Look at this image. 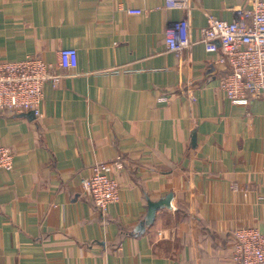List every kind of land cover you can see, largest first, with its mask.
Segmentation results:
<instances>
[{"label":"crops","instance_id":"obj_1","mask_svg":"<svg viewBox=\"0 0 264 264\" xmlns=\"http://www.w3.org/2000/svg\"><path fill=\"white\" fill-rule=\"evenodd\" d=\"M250 3L0 0L1 59L56 65L77 50L40 115L0 111L14 152L0 170V264H230L231 232L264 229V97L230 103L219 42L199 41L207 13L231 20ZM184 19L191 43L176 56L164 30ZM99 162L119 184L104 214L81 186Z\"/></svg>","mask_w":264,"mask_h":264},{"label":"built area","instance_id":"obj_2","mask_svg":"<svg viewBox=\"0 0 264 264\" xmlns=\"http://www.w3.org/2000/svg\"><path fill=\"white\" fill-rule=\"evenodd\" d=\"M191 0H165L168 8H189ZM131 14L141 9L129 8ZM189 23L180 20L170 23L164 30L168 50L180 56L189 40ZM216 40L220 53L216 64L224 66L220 87L230 103L248 105L253 99L264 97V0L236 10L231 20L206 14V24L201 28V42ZM77 50L63 47L54 65L42 57L27 56L10 60L0 58V111L13 113L33 112L40 115L45 83L58 86L63 70L75 66ZM167 95L160 97L166 101ZM14 152L0 144V170L13 168ZM121 167L120 162H115ZM83 191L95 207L104 214L119 197V184L111 173L109 164H95L89 176L81 178ZM230 264H264V229L242 226L232 232Z\"/></svg>","mask_w":264,"mask_h":264},{"label":"water","instance_id":"obj_3","mask_svg":"<svg viewBox=\"0 0 264 264\" xmlns=\"http://www.w3.org/2000/svg\"><path fill=\"white\" fill-rule=\"evenodd\" d=\"M25 115L34 117L33 112H25ZM172 195L168 194L166 197L156 201V202H150L148 206V213H147V219L148 221H151L156 214V211L162 207V206H168L170 204V199Z\"/></svg>","mask_w":264,"mask_h":264}]
</instances>
